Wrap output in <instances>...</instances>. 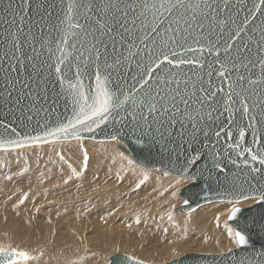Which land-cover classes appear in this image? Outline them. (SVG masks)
<instances>
[{
	"label": "snow or ice",
	"instance_id": "obj_1",
	"mask_svg": "<svg viewBox=\"0 0 264 264\" xmlns=\"http://www.w3.org/2000/svg\"><path fill=\"white\" fill-rule=\"evenodd\" d=\"M248 4L249 0H203L207 10L205 19L212 22L206 31L204 22H197L194 16L191 20L179 17L170 21L161 33L160 25L165 23L161 17L164 13L171 16L173 10L182 5V0L175 3L172 0L152 3L127 0L123 7L114 0H103L101 5L90 0L83 3L69 0L66 8H60V14L55 16V0H47V3L42 0L35 5V20L27 14L32 0H21L16 6L18 13L9 0L4 11L11 12L12 19L5 21V31L11 39L5 37V51L0 56V104L8 107L9 112H19L22 123L24 118L32 121L41 112L47 113L57 104L55 98L49 103L47 87L54 69L57 80L64 87L65 111L70 110L71 114L58 120L54 127L37 121L38 134L0 141V149L80 142L84 140L83 133L94 132L117 117L121 123H134L146 142L153 144L158 142L157 137L167 139L169 130L177 124L182 128L185 120L213 119L214 113H218L215 119H219L228 113V119L239 129V142L229 144L228 148L238 157H244L247 176L251 177L233 186L235 199L229 202L228 219L235 221L244 212L242 205L247 202L264 209V183H261L264 180V19L256 16L259 13L264 17V0H254L252 7ZM17 15L19 22L15 18ZM25 17L30 23H26ZM53 18L56 22L49 27ZM25 26L27 32L22 40L20 33ZM45 29L48 36L58 33L59 39L54 46L55 37L40 42L38 49L35 46L39 39L37 33L43 36ZM237 112L242 119L247 118L245 128L235 120ZM247 129H251V146L244 144ZM153 132L156 135H152ZM227 135L231 137V132ZM58 155L70 169L64 184L87 171L86 149L83 150L82 171L65 161L63 154ZM218 156L219 153L213 156V163L220 169L222 161ZM199 160V156L186 158L183 166L188 169L187 180L193 188L204 175L203 169L199 173L195 170ZM232 163L236 164V160ZM147 180L145 173L136 187ZM27 200L25 194L17 207ZM184 203L187 205L189 200ZM108 214L113 215L112 212ZM256 225L264 231V211L253 219L251 229L225 227L227 236L237 246H244L249 243L246 233ZM216 226L220 227L219 216ZM34 259L37 257L27 250L0 246V264H30ZM126 261L145 264L144 260L127 253L124 260L116 257L113 264Z\"/></svg>",
	"mask_w": 264,
	"mask_h": 264
},
{
	"label": "water",
	"instance_id": "obj_2",
	"mask_svg": "<svg viewBox=\"0 0 264 264\" xmlns=\"http://www.w3.org/2000/svg\"><path fill=\"white\" fill-rule=\"evenodd\" d=\"M8 2L9 0H0V56H2L5 51L4 45L7 43L5 37L8 36V39H11L5 31L7 27L5 21L12 19V13H6L4 11ZM20 2L21 0H11L17 13L19 12V8L16 6ZM39 2H42V0H32V7L27 9L28 16H31L34 20L37 19L35 5ZM43 2L47 3V0H43ZM68 2L69 0H55L57 11L54 13V16L59 15V9L62 7L66 8ZM77 2L83 3L85 0H77ZM90 2L95 5H101L103 0H90ZM114 2H119L120 6L123 7L124 2H127V0H114ZM140 2L141 0H137V3ZM152 2H158V0H149V3ZM165 2H167V0H165ZM172 2L175 3L176 0H172ZM253 2L254 0H249L248 6L252 7ZM198 4L200 7H196ZM188 5H191V7H188ZM80 11L83 10L80 9ZM206 11L207 10L203 6V0H182V5L174 9L171 16H169L168 13H164L163 17H161L165 23L160 25L159 31L163 33L165 26L174 19L183 17V19L191 20L194 16L197 22H204L206 31L207 25L212 23L210 20L205 19ZM147 15L148 21L151 23V12ZM256 16L258 19H264V17H260L259 13H256ZM15 18L17 22H19V15ZM25 19L26 23H30L27 21V17H25ZM55 22L53 18V20L49 22V27ZM180 23L181 26H184L182 20ZM175 26L176 25L173 24V27ZM14 28L15 26H13V30ZM26 32L27 26H25L24 32L20 33L22 40ZM33 32H36L35 28H33ZM37 36L39 39L35 42V46L38 49L40 42H46L55 37V41L53 42L54 46V43L59 39V34L56 32L48 36L47 29H45L43 36L39 33H37ZM25 47H27L26 44ZM177 51L182 52L183 50L177 49ZM198 54L199 53H197V55ZM141 55H143V53ZM54 59L55 57H53V61ZM132 67L133 69L135 68V62H133ZM0 76H2V73H0ZM48 79L50 80V83L47 85L49 103L51 99L55 98L57 104L53 108H49L47 113L41 112L40 115L35 116L32 121H28L24 118L22 123L19 112H9L8 107L0 104V141L7 142L8 140L20 139L25 135H36L40 131L37 126V121H39L41 125L47 123L50 127H54L58 120L62 121L65 116L71 114L70 110L67 112L65 111L64 87L57 80L54 69ZM129 83H131V81H129ZM223 86L226 88L227 82H225ZM181 87H183V84H181ZM55 94L59 95L57 96ZM13 97H15V93H13ZM11 106L13 105H10V107ZM216 115H218V113H214L213 119H201L199 121L195 119L191 121L185 120L182 128L177 124L169 130L170 135L167 139H159V137H157L158 142L153 144H148L146 142V138L141 135L139 129L135 128L134 123H129L128 121L121 123L119 117H117L115 121H110L106 125H101V127L95 129L94 132L83 133L82 135L84 139L87 140L119 141L121 150L128 154L139 165L153 169H163L186 180L188 169L183 167L186 158L192 159L195 156H199L200 160L195 165V170L199 173L203 169L204 175L200 177L199 183L195 188L188 182L179 191L184 201L189 200L187 205L184 202L182 203L180 210L184 213H189L208 203L225 200L232 201L235 199L233 195V186H239L244 180L251 179V177L247 176V166L243 163L244 157H238L236 152L228 148L229 144L239 142V129L228 119V113H225L224 116H220L219 119H215ZM246 119V117L242 119L238 112L235 114V120L239 123L241 128L246 127ZM181 132H183L182 137ZM229 132H231V137L227 135ZM247 132L248 135L245 138L244 144L245 146H251V129H247ZM217 133H219V135H217ZM152 135H156V133L153 132ZM217 153H219L217 158L222 161L220 169L216 168L213 163V156ZM232 160H236V164H233ZM221 169H223V171H221ZM257 179H261L259 175ZM252 182L253 184L256 183L255 180ZM261 183H264V180H261ZM243 208L245 209L244 212L240 214L235 221L228 219L237 230L244 226L251 229L253 219L258 218L260 211H264L260 206L252 204L244 206ZM246 235L249 237V243L247 245L238 246L229 251L217 253H186L168 262L158 264H264V231H261L260 226L256 225L255 228L247 232ZM116 257H120L121 260H124V254L116 253L111 256L110 264H113ZM125 264H133V262L126 261Z\"/></svg>",
	"mask_w": 264,
	"mask_h": 264
},
{
	"label": "rangeland",
	"instance_id": "obj_3",
	"mask_svg": "<svg viewBox=\"0 0 264 264\" xmlns=\"http://www.w3.org/2000/svg\"><path fill=\"white\" fill-rule=\"evenodd\" d=\"M87 141H91V142H87ZM73 142L74 141H70V143L69 141H63V142H56V143H50L44 145H32L31 147L24 149H12L7 151L0 150V166L4 164L2 167H0V184H2L7 179L8 182H5L6 184L1 186L7 190L11 187V190H8V192L6 193H4L2 191L3 188L0 187V216L3 218L0 219V223L2 222L1 223L2 226L3 224H5V220L7 225L4 226H10L8 225L9 221H7L8 217L7 218L5 217L6 215L9 216V214H11L10 210L12 209L16 210L17 213L24 209H29L33 213L34 212L41 213V211H43V208H45V205L50 203V201L47 200V197H51V198L53 197L54 199L56 198V200L63 203H67L68 200L70 199V201L67 203L70 205L80 203L78 201L82 200L83 198L91 197L92 198L91 203L78 204L77 207L80 208V210L78 211L76 210V211L80 212L81 215H85L84 210L86 211L88 209L90 210L94 209L95 207L101 208L108 206V209L107 207L101 208V210H103L104 212H101L98 215H93L91 217V218H96L98 221L102 223H106L107 219L112 217V215L108 214L109 212H112L113 215L123 214L122 210L124 209L121 208L120 203L125 201H133V202L139 201L141 206L139 204H133V206H129L125 209L126 214L128 212H132L130 216H127L126 220L123 219L118 220L116 217L113 218L112 229L115 231V236L117 238L122 237L123 239H126L127 242L133 245L150 243L151 245H153L154 250L164 251L167 247L170 246L169 243L171 242V238L165 232L161 231L162 228L166 227L168 230L171 229L172 225H170V223H175L177 220L181 219L178 216L185 217V220L186 219L198 220V221L201 220L200 221L201 224H205L206 222L208 223L210 221L209 218L210 216L209 217L202 216L200 215V213L209 209H216L219 207L218 205L214 204L215 202H212L201 206L197 210L191 212V214L182 212L180 210L181 207L180 205L182 203L181 204L179 203L181 200H183L184 202V199L180 196L179 192L177 193V190L178 188L181 189L185 185V183L183 185H176L177 184L176 182L173 187L169 189L167 188V191L171 190L169 193L171 200L167 199L165 202H162V200L159 199L156 201L146 202L143 204L139 199L140 197L139 191L145 190L147 185L152 184L153 181L155 182L158 177L165 180L166 178H169L173 174L163 169H159V168L153 169L139 165L137 162H135V160H133L130 156H128L121 150V148L119 147L120 144L119 141L111 142V141H94V140L84 139L80 142H74V143ZM101 142H105V144L115 148L116 150L114 151L112 150V152H107V149L103 151L96 150L93 147L94 146L93 144H99ZM64 143L65 144L68 143V145L64 146ZM93 148L95 149V151H93L94 150ZM84 149L87 150L89 156V165L87 171H83L81 177H73L72 182L70 181L68 184H64L63 180L66 179L67 176L70 174L69 173L70 169L69 168L64 169V167L68 165L64 163V161L62 162L60 160V156L58 154H63L65 161H67L71 165H74L73 167L78 169V171H82L81 165H82ZM92 156H96V161L93 162L92 159L90 161V158H92ZM114 156L118 157L123 162L124 160H126L129 165L130 164L132 166L134 165L135 168L140 167L143 170H145V173L148 175V180L145 181V183L141 185L139 188H137L136 187L137 181L133 182L131 178L126 177L122 174H118L119 168L117 164L113 161ZM110 161H111V166L108 165ZM129 161H133V163H129ZM98 167H103V168L98 169ZM25 169H27V171H25ZM9 176L12 177L11 180L8 179ZM175 176L176 175H174V177ZM121 177L123 179H120ZM177 178L179 179L178 176ZM73 180L76 182H73ZM72 188L74 189V192H76V195L74 196V199L76 201L72 198L73 192H71L70 195L68 194V191H70ZM109 191H113L112 194H117L118 191L122 193L123 197L117 202L120 205H116L115 201L107 197ZM173 193H175V195H173ZM25 194L28 195V200L25 201L23 205H19L18 206L19 209H16L18 208L16 205L19 204V200L23 198ZM11 198L13 200V205H15L16 208H13V205L8 206L6 204L7 201H9ZM44 199L46 202L47 201L49 202L46 203L45 201H43ZM159 202L161 203L158 204ZM248 203L249 202L245 203V205ZM227 204L230 203L228 202ZM207 205L208 206L211 205V207L204 208ZM175 206L177 207L173 208ZM230 207L231 205H229V208ZM229 208L227 210H221L214 213L213 217H211L214 220L213 223L216 224V217L219 216L221 227L226 228L225 225H229L232 228H235L233 227L232 224L229 223V221H227ZM37 209L40 210L37 211ZM82 211L84 214L82 213ZM169 215H171L172 217L171 219H169ZM31 217H35V214H32ZM139 218H145L146 222L136 224L135 221L136 219ZM40 219H41L40 221L42 222V218ZM47 220H54V218H49V219L45 218L43 219L44 223H47L48 222ZM166 221L168 222L166 223ZM223 221H225V223ZM20 223L24 226L26 224L24 222H20ZM34 223H36V221ZM49 223H51V221ZM21 224L17 223L18 227L19 228L22 227L23 229L24 226H21ZM64 225H66V223H64ZM64 225L62 224V226ZM129 225H131V227H129ZM72 227L73 225H70L69 228L71 229ZM188 232L195 239L201 240L200 234L196 230L193 229ZM8 238L10 237L7 238L1 237L0 240H3V242L0 241V244L6 243L8 241H12V242L16 241L13 244L17 246L21 245L17 243L18 241L16 239L14 238L8 239ZM228 242L232 243V245H230L229 248L222 250L225 251L231 250L233 244L236 245L234 241L230 238ZM186 243H189V245H187ZM184 244L185 246L183 247L185 248L182 251L178 252V254L175 257H178L179 254L182 253L183 255L185 253H192V252L214 253V251H202L197 249L195 244H193V241L186 240ZM7 246L8 245H6V247ZM24 248L31 249L28 247H24ZM117 249H119V251H117ZM91 250L93 249L92 248L84 249L88 257H91ZM94 252H98V251L94 250ZM118 252H126L129 254L133 253L134 256H136L137 258L151 262L150 264L165 262V260L164 261L162 260L163 258L157 261H149L145 257L141 256L138 251L130 250L129 248L114 249L113 247L109 249L106 253H103L102 256L105 257L107 254L112 255ZM92 255L95 256V253H93ZM99 257H101V255H99ZM168 257H165L167 258L166 259L167 261H169L168 259L171 260L175 258V257H171V258ZM101 264H107L106 259H102Z\"/></svg>",
	"mask_w": 264,
	"mask_h": 264
},
{
	"label": "bare ground",
	"instance_id": "obj_4",
	"mask_svg": "<svg viewBox=\"0 0 264 264\" xmlns=\"http://www.w3.org/2000/svg\"><path fill=\"white\" fill-rule=\"evenodd\" d=\"M74 142H76V141H74ZM87 142H91V141H87ZM69 143H70V141H69ZM65 145L67 146L68 143L67 144L64 143V146ZM93 145H94L93 147L96 150L103 151V150L107 149V152H112V150L113 151L116 150L115 148L105 144V142H101L99 144H93ZM95 149L93 151H95ZM8 150H12V149H8ZM91 159L93 160V162L96 161V156H92V158H90V161H91ZM113 161L117 164V166L119 168L118 174H122L126 177H129L133 180V182L137 181V183L139 182L140 179H143L145 170H143L142 168H140V167L135 168L134 165L132 166L131 164H130L131 165L130 166L126 160H124V162H123L121 159H119L116 156L113 157ZM3 165L4 164H2L0 167H2ZM108 165L111 166V161L109 162ZM72 166H74V165H72ZM67 168H68V166L64 167V169H67ZM100 168H103V167H98V169H100ZM118 168H117V170H118ZM151 172H153V171H151ZM168 176H169V174H168ZM180 178L181 177H179V179H178L177 176L174 177V175L170 176L169 178H166L165 180L158 177L155 182L153 181V183L155 185L153 183L152 184L148 183L149 185H147L145 190L139 191L140 201L144 204L146 202L156 201L159 199H161L162 202H165L167 199L171 200V198L169 196V193L171 190L167 191V188L169 189V188L173 187L175 182L177 183V181H180V183L179 184L177 183L176 185H183L184 183L186 185L188 183V181L186 179H183V178L180 179ZM182 179L185 181H183ZM5 182H8L7 179L2 184H0L1 188H3L1 185L6 184ZM73 182H76V181L73 180ZM179 189L180 188H178L177 193L181 190V189L180 190ZM8 190H11V187ZM8 190L4 189V188L2 189V191L4 193L8 192ZM57 190H58V188H57ZM64 190H63V192H64ZM71 192H73L72 198L74 199L76 192H74L73 188L70 191H68V194L70 195ZM112 193H113V191H109L107 197H109L113 201H115L116 205L121 204V208H123L124 210H122L123 214L112 215V217L107 219L106 223H102V222L98 221L96 218H91V217L93 215H98L101 212H104L103 210H101V208L107 207V209H108V206L101 207V208L95 207L94 209H91V210L88 209L86 211L84 210L85 215H81L80 212H77L78 210H80V208L77 207L78 204H84V203L89 204V203H91L92 202L91 197L83 198L82 200H79V201L77 200L78 202H80L77 204H72L73 203L72 202L71 203L72 205L67 204L70 201V199L68 200L67 203H63V202L56 200V198L54 199L53 197L52 198L47 197V200H49L50 203L45 205V208H43V211H41V213L40 212H34L33 213L29 209H24V210L19 211L17 213L16 210L11 208L12 209V210H10L11 214H9V216L6 215V217L4 216L5 218L8 217L7 221H9L8 225H10V226H4V225H7L6 220H5V224H3V226L1 225L2 222L0 223V239H1V237L14 238L18 241L17 243H19L21 245L17 246L15 244H13L16 242L14 240L15 242L8 241L6 243L0 244V246L6 247V245H8L7 247H15V248H18L21 250L29 251L33 256L37 257V259L32 260L30 262V264H101L102 259H106L107 264H110V262H111L110 258L114 254H112V255L107 254L105 257H103L102 255H103V253H106L109 249H111L113 247H114V249L115 248H120V249L129 248L130 250H136L140 253L141 256L145 257L149 261H157V260L163 258L162 259L163 261L165 260V262H168L166 260L167 258H165V257H168L170 255L171 256L168 258L175 257L178 254V252L182 251L185 248L183 246H185L184 242L186 240L187 241H193V244H195L196 248L199 250L214 251V253L224 252L225 250H222V249L229 248L230 245H232V243L228 242L229 237L227 236V233H226L227 229L224 227H221V226L217 227L216 224L213 223L214 220L211 218V217H213L214 213L221 211V210H227L229 208V205H231V204H227L230 201L225 200L222 202H215L214 204L218 205L219 206L218 208L209 209V210H206V211L200 213V215H202V216H206V217L210 216L209 217L210 221L208 223L206 222L205 224H201V222H200L201 220L200 221L188 220V219L185 220V217L178 216L181 219L177 220L175 223H170V225H172L171 229L168 230L166 227L161 229V231L165 232L171 238V242L169 243L170 246L167 247L164 251H159V250H154L153 245H151L150 243L133 245V244L127 242L126 239H123L122 237L117 238L115 236V231L112 229L113 218L116 217L118 220H121V219L126 220L127 216H130L132 214V212H128L126 214L125 209L129 206H133V204H139L140 205V202L139 201H135V202L125 201V202L118 204L117 203L118 200H120L123 197L122 193L120 191H118L117 194H112ZM45 199L43 201H45ZM64 199H66V198H64ZM74 200H71V201H74ZM83 200H85V201H83ZM49 201H47V202L45 201V202L48 203ZM225 202H227V203H225ZM160 203L161 202H159L158 204H160ZM181 203H183V200H181L179 204H181ZM6 204L8 206L13 205L12 198L9 201H7ZM248 205H251V202H249L246 205L245 204L242 205V207L248 206ZM16 206L13 205V208H16ZM176 207L177 206H175L173 208H176ZM209 207H211V205H209V206L207 205L204 208H209ZM16 209H19V207ZM193 211H191V212H193ZM191 212H189V213L191 214ZM2 213H4V212H2ZM82 213H83V211H82ZM32 214H35V217H31ZM1 218L2 217L0 216V219ZM40 218H42V222L40 221L41 220ZM45 218L46 219L54 218V220H47L48 222L44 223L43 219H45ZM22 219H25V220H22ZM139 220H140V223L146 222L145 218H139ZM35 221H36V223H34ZM50 221H51V223H49ZM20 222L26 223L25 226L22 225ZM167 222L168 221H166V223ZM223 222L225 223V221H223ZM17 223L21 224V226H24L23 229H22V227L19 228ZM61 223L63 225H64V223H66V225L62 226ZM135 223H136V221H135ZM70 225H73V227L71 229L69 228ZM227 226L231 227L229 225H227ZM165 229H167V231H165ZM193 229L196 230L200 234L201 240L195 239L188 232V231L193 230ZM10 238H8V239H10ZM11 240H13V239H11ZM0 241L3 242V240H0ZM186 244L189 245V243H186ZM236 246L237 245L233 244V247L231 249H233ZM24 247H28L31 249H27ZM145 247H146V249H145ZM86 248H89V249L92 248L93 249V250H91V257H88L87 254L85 253L84 249H86ZM94 250H97L98 252H94ZM215 251H217V252H215ZM41 252L43 253V255H40ZM93 253H95V256L92 255ZM118 253L125 254L126 252H118ZM205 253H207V252H205ZM99 255H101L102 258L99 257ZM127 255L133 256L134 254L133 253L132 254L127 253ZM181 255H183V253L179 254V256H181ZM175 258H177V257H175ZM137 259H139V258H137ZM140 260H142V259H140ZM168 260H170V259H168ZM147 262L148 261H145V263H147ZM165 262H161V263H165ZM150 263L151 262H148V264H150ZM153 264H158V263H153Z\"/></svg>",
	"mask_w": 264,
	"mask_h": 264
}]
</instances>
